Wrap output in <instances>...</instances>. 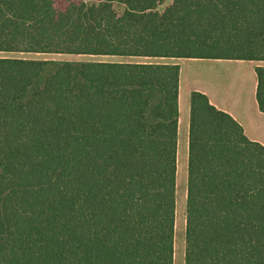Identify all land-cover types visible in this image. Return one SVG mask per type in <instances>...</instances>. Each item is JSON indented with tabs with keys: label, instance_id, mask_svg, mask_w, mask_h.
<instances>
[{
	"label": "trees",
	"instance_id": "trees-1",
	"mask_svg": "<svg viewBox=\"0 0 264 264\" xmlns=\"http://www.w3.org/2000/svg\"><path fill=\"white\" fill-rule=\"evenodd\" d=\"M0 52L256 66L264 0H0ZM180 65L0 56V264H175ZM185 264H264V145L191 93Z\"/></svg>",
	"mask_w": 264,
	"mask_h": 264
},
{
	"label": "crops",
	"instance_id": "crops-1",
	"mask_svg": "<svg viewBox=\"0 0 264 264\" xmlns=\"http://www.w3.org/2000/svg\"><path fill=\"white\" fill-rule=\"evenodd\" d=\"M162 60H164L162 62L180 65L178 156L182 121H184L186 135H188L186 148L189 150L190 102L193 91L205 93L213 105L232 115L242 125L251 140L264 145V112L261 111L257 100L258 77L256 73V66L261 62L224 58H167ZM186 163L188 166V161ZM183 208L182 212L186 216V208ZM185 232L186 217L182 221V237ZM181 257V264H185V244L183 243ZM175 264H177V222Z\"/></svg>",
	"mask_w": 264,
	"mask_h": 264
},
{
	"label": "rangeland",
	"instance_id": "rangeland-1",
	"mask_svg": "<svg viewBox=\"0 0 264 264\" xmlns=\"http://www.w3.org/2000/svg\"><path fill=\"white\" fill-rule=\"evenodd\" d=\"M0 56L36 58V59H52V60H72V61H87V60H112V61H132V62H162L159 58H142V57H119V56H91V55H70L56 53H24V52H0ZM188 135H186V127L184 121L181 123L180 134V152H179V167L177 175V264L182 262V243L185 244V234L182 237V221L186 217L182 212V208H186L187 202V179H188V149L186 148ZM185 195V198H184ZM184 209V208H183Z\"/></svg>",
	"mask_w": 264,
	"mask_h": 264
}]
</instances>
